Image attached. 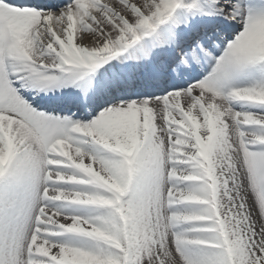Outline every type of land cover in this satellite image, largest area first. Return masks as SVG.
I'll use <instances>...</instances> for the list:
<instances>
[{
  "label": "snow or ice",
  "instance_id": "obj_1",
  "mask_svg": "<svg viewBox=\"0 0 264 264\" xmlns=\"http://www.w3.org/2000/svg\"><path fill=\"white\" fill-rule=\"evenodd\" d=\"M0 264H264V0H0Z\"/></svg>",
  "mask_w": 264,
  "mask_h": 264
}]
</instances>
